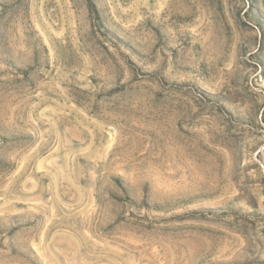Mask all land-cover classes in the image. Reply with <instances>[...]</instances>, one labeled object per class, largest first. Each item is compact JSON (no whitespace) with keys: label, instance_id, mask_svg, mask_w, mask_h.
Here are the masks:
<instances>
[{"label":"rangeland","instance_id":"rangeland-1","mask_svg":"<svg viewBox=\"0 0 264 264\" xmlns=\"http://www.w3.org/2000/svg\"><path fill=\"white\" fill-rule=\"evenodd\" d=\"M0 264H264V0H0Z\"/></svg>","mask_w":264,"mask_h":264},{"label":"trees","instance_id":"trees-1","mask_svg":"<svg viewBox=\"0 0 264 264\" xmlns=\"http://www.w3.org/2000/svg\"><path fill=\"white\" fill-rule=\"evenodd\" d=\"M88 10L90 14L95 15V16L97 15L96 10L92 4H89Z\"/></svg>","mask_w":264,"mask_h":264}]
</instances>
